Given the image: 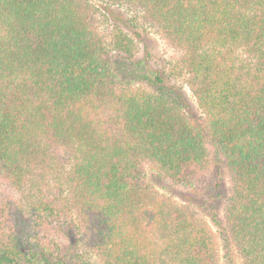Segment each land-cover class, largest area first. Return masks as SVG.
<instances>
[{"label": "trees", "instance_id": "16d2710c", "mask_svg": "<svg viewBox=\"0 0 264 264\" xmlns=\"http://www.w3.org/2000/svg\"><path fill=\"white\" fill-rule=\"evenodd\" d=\"M100 4L173 64L109 41ZM205 216L225 264H264V0H0V264H222Z\"/></svg>", "mask_w": 264, "mask_h": 264}, {"label": "rangeland", "instance_id": "374dc122", "mask_svg": "<svg viewBox=\"0 0 264 264\" xmlns=\"http://www.w3.org/2000/svg\"><path fill=\"white\" fill-rule=\"evenodd\" d=\"M100 5H102L101 10L104 14L100 22V31L109 41L115 39L116 35L119 33L117 32L118 25H122L126 29L127 34L134 36L135 48L137 50L136 54L138 56H147L149 60L154 63L161 64L163 62L167 63L169 66L173 64L176 58V51L167 43L166 39L156 27L148 23L144 24V20L136 19L126 7L116 6L115 8H108L105 4ZM178 82L184 85L186 91L190 95L194 111L200 113V108L186 85L185 78H180ZM215 166L218 170L217 164ZM214 170L215 168H212L203 174L202 180L197 185L198 187H202V191H205L215 183L217 172H214ZM146 179L148 182L154 184L160 192L175 197L180 202H185L191 198L197 201L201 199L200 192H198L196 188H189L183 184H176L171 181L159 180L157 171L150 165L146 166ZM226 189L227 183L225 184L224 190ZM205 218L209 221V218L206 216ZM209 222L216 235L221 263L225 264L223 238L212 222ZM237 260L239 264H244L239 255Z\"/></svg>", "mask_w": 264, "mask_h": 264}]
</instances>
